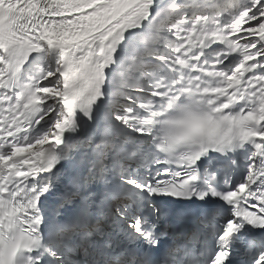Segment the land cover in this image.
I'll use <instances>...</instances> for the list:
<instances>
[{
  "label": "snow or ice",
  "instance_id": "obj_1",
  "mask_svg": "<svg viewBox=\"0 0 264 264\" xmlns=\"http://www.w3.org/2000/svg\"><path fill=\"white\" fill-rule=\"evenodd\" d=\"M0 264H264V0H0Z\"/></svg>",
  "mask_w": 264,
  "mask_h": 264
}]
</instances>
